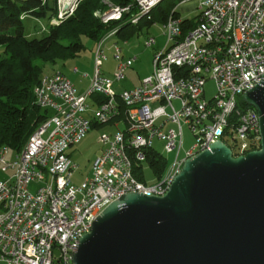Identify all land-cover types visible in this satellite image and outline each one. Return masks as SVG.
<instances>
[{
	"label": "built area",
	"instance_id": "obj_1",
	"mask_svg": "<svg viewBox=\"0 0 264 264\" xmlns=\"http://www.w3.org/2000/svg\"><path fill=\"white\" fill-rule=\"evenodd\" d=\"M162 1L108 3L95 15L108 24L129 14L128 20L137 25L150 21ZM176 6L161 25L165 43L153 53L152 72L136 87L118 94L111 88L125 78L135 59L123 56L116 43L113 76L101 72L105 43L117 28L94 48V72L86 91L77 93L60 72L43 75L34 86L35 103L52 113L11 159L7 147L0 150V173L10 172L0 177V264H73L79 238L112 201L130 192L163 196L184 160L209 150L217 140L233 143V156L259 148L257 111L238 106L237 98L264 76V0H197L196 22L185 31L173 13ZM72 9H61L58 18ZM154 43L153 36L144 41L147 47ZM207 80L215 84V94L208 99ZM117 118L116 130L98 137L102 151L93 159L90 174L74 184L77 165L68 148L93 124ZM182 124L188 125L194 142L180 156ZM154 139L175 156L170 165L166 158V169L147 182L143 165L147 151H157ZM32 182L38 184L34 192L29 190Z\"/></svg>",
	"mask_w": 264,
	"mask_h": 264
},
{
	"label": "water",
	"instance_id": "obj_2",
	"mask_svg": "<svg viewBox=\"0 0 264 264\" xmlns=\"http://www.w3.org/2000/svg\"><path fill=\"white\" fill-rule=\"evenodd\" d=\"M241 98L259 116L258 149L233 156L217 140L184 160L163 196L112 201L73 264H264V76Z\"/></svg>",
	"mask_w": 264,
	"mask_h": 264
},
{
	"label": "trees",
	"instance_id": "obj_3",
	"mask_svg": "<svg viewBox=\"0 0 264 264\" xmlns=\"http://www.w3.org/2000/svg\"><path fill=\"white\" fill-rule=\"evenodd\" d=\"M107 1L126 5L131 0ZM180 1H172L168 6L162 1L153 9L152 19L146 22L152 23L153 16L166 18ZM106 8L104 0H78L71 14L59 19L58 0H0V45L4 48V55L0 57V150L7 147L13 157L51 115L50 109L35 103L33 94L34 86L46 74L47 63L55 65L77 57L85 49L83 37L96 43L113 28H117V36L124 37V29L137 26L128 20L129 14L108 24L102 23L95 13ZM26 18L34 20L32 25L39 36L26 31ZM52 19H58L59 23H51ZM190 21L182 20L184 31L192 26ZM237 103L241 107H251L241 96ZM224 141L235 153L234 144L226 138ZM146 163L156 176H160L166 166V157L150 149ZM139 179L143 177L139 175Z\"/></svg>",
	"mask_w": 264,
	"mask_h": 264
},
{
	"label": "rangeland",
	"instance_id": "obj_4",
	"mask_svg": "<svg viewBox=\"0 0 264 264\" xmlns=\"http://www.w3.org/2000/svg\"><path fill=\"white\" fill-rule=\"evenodd\" d=\"M172 1L173 0H164L163 5H166L167 3H170ZM104 3L107 4L108 6L109 2L107 0H104ZM75 5L76 4H74L73 9L75 8ZM58 7L60 12L62 6L59 2H58ZM73 9L70 11V13H68V15L71 14ZM191 15L192 14L190 12V16ZM33 21L34 20L32 18L25 19L24 24L26 26L27 32ZM158 24L155 26H151V25L146 26L144 23H142L139 26H133V25L129 26L127 29H124L125 34L131 35V36L129 35V38L126 40V42L123 39H121L120 36H114L106 41L105 52L106 55L108 56L107 60L104 61V67L106 68H111L113 67V65H115V62L112 58L114 43L122 47L123 52L130 54V57L134 55L137 56V59L133 62L131 68H129V70L126 72V78L121 81H114L113 87L115 89L117 90L129 89L131 88L132 85L137 84L139 80V76L141 74H149L152 72L151 70H152L153 49L152 47H146L144 45V41L147 37L154 36L157 40V45L158 46L163 45L165 37L161 34L162 30L160 25ZM33 34H35L36 36L40 35L37 32V30L35 31L33 30ZM82 41L85 45V49L76 58L70 59L68 64H63V61L57 62V65H52L47 63L45 65L44 72L47 74V72H49L52 69V67H55V69L63 71L65 74H68L70 71L73 73L72 68L76 66L78 71L73 73L72 78L75 77L78 79V81L76 80L75 82L78 88L84 87L88 83L89 77L82 78L81 76L85 73H87L90 76L93 73L92 57L97 42L95 43L93 39H89L87 37H83ZM3 55H4V48L0 45V57ZM204 88H205V97L207 99L215 94V84L212 80H207L205 82ZM173 104L175 107L179 108V102L174 101ZM108 124L109 123L93 125L89 129V131L87 132L84 138H82L79 142L68 148L69 156L71 157L75 165H77V168L74 170L72 177V182L74 184H79L82 181L83 177L90 173L91 163L93 159L102 150V146L101 143H99L98 141V137L100 136L101 133H107L108 130L110 131L113 130L112 129L113 127L111 126L109 127ZM124 126L125 124L121 120L119 127L123 129ZM193 142H194V136L192 135L188 125L182 124V147L180 150V156L184 155L185 150L189 149L193 144ZM153 147L157 151L163 153V155L167 158V164L170 165L175 156V151L167 153L163 148V142L158 139H154ZM11 158H12V152L9 151L8 159ZM143 168H144L145 179L148 182L154 181L157 178L146 162L144 163ZM9 175L10 172H7L5 174L0 173V177L2 178L8 177ZM37 186H38L37 183L32 182L29 185V190L34 192Z\"/></svg>",
	"mask_w": 264,
	"mask_h": 264
},
{
	"label": "crops",
	"instance_id": "obj_5",
	"mask_svg": "<svg viewBox=\"0 0 264 264\" xmlns=\"http://www.w3.org/2000/svg\"><path fill=\"white\" fill-rule=\"evenodd\" d=\"M174 1V0H173ZM176 1V0H175ZM171 3V2H170ZM170 3H167L165 6H168V5H170ZM155 11V10H154ZM153 11V12H154ZM194 11H196V12H194ZM176 12H177V14H175L176 16H178V17H180L182 20L183 19H190L191 21H190V24L193 26V24L196 22V17H197V14H198V12H197V0H187V1H181V2H179L178 4H177V6H176ZM190 12H191V16H190ZM193 12H194V14H193ZM171 13V12H170ZM169 12L167 13V14H170ZM166 18H164L163 16H153V22L152 23H147L145 20H141L138 24H137V26H139L140 24H142V23H144L146 26H149V25H151V26H155V25H157L158 23V25H160V27H161V25H162V23H163V21L165 20ZM33 23V22H32ZM32 23H31V25H30V27H29V29H28V31H29V33H33V30L35 31V30H37V29H35V27H33V25H32ZM41 24V23H40ZM33 27V28H32ZM161 30H162V28H161ZM161 34L163 35V31L161 32ZM124 37L122 36V37H120L121 39H123L125 42H126V40L129 38V35L128 34H125L124 33ZM114 36H117V35H114ZM113 36V37H114ZM131 36V35H130ZM164 36V35H163ZM154 37V36H153ZM165 37V36H164ZM112 38V37H111ZM154 39H155V43L152 45V46H150V47H152V49H153V53L158 49V48H160L161 46H163L164 45V43H165V39H164V42H163V45H161V46H158L157 45V40H156V38L154 37ZM147 47V46H146ZM121 50H122V47H121ZM106 53V52H105ZM122 54H123V56H125V57H129L130 56V54H127V53H125V52H123V50H122ZM132 57H135V59H134V61L137 59V56H132ZM76 58V57H75ZM107 58H108V56L106 55V59L104 60V61H106L107 60ZM113 58V57H112ZM74 59V58H73ZM92 60H93V72H94V51H93V57H92ZM113 60H114V58H113ZM67 61V60H66ZM66 61H64L63 62V64H68V62L70 61V59L67 61V63H66ZM104 61L102 62V65H101V72H102V74L104 75V76H107V77H112L113 76V72H114V70H115V67H116V62H115V60H114V62H115V65H113V67H111V68H106V67H104ZM133 61V62H134ZM133 62H132V64H133ZM76 63V62H75ZM131 64V65H132ZM55 65H57V64H55ZM74 65H76V64H74ZM129 68H131V66L129 67ZM129 68H128V70H129ZM72 70H73V73L74 72H77L78 71V69H77V67L76 66H74L73 68H72ZM127 70V71H128ZM152 71V70H151ZM54 72H60V73H62L63 75H65L71 82H72V84L75 86V88H76V90H77V93H82V92H84V91H86L87 90V88H88V86H89V84H90V80H91V77H92V75H93V73L89 76L87 73H85V74H83L81 77L82 78H86V77H89L88 78V83L84 86V87H82V88H78L77 87V85H76V80L78 81V79L77 78H75V77H73L72 78V75H73V73L70 71L68 74H65L63 71H60V70H58V69H55V67H52V69L49 71V72H47V74H51V73H54ZM150 74V73H149ZM149 74H141L140 76H139V80H138V82H137V84L136 85H132L131 86V88H134V87H136L139 83H140V80L142 79V78H144L145 76H147V75H149ZM125 78H126V76H125ZM124 78V79H125ZM79 82H81V81H79ZM79 84H81V83H79ZM83 84V83H82ZM113 85H114V82L112 83V85H111V88H112V90L116 93V94H118V93H120L122 90H117V89H115L114 87H113ZM131 88H129V89H131ZM124 90V89H123ZM118 119H120V118H117L116 120H112V121H109V122H107V123H109L108 124V126L110 127H113L112 129L113 130H108V132L107 133H111V132H113V131H115L116 130V125H115V122H117V121H119ZM103 124H106V123H103ZM96 125H98V124H96ZM120 125V124H119ZM102 151V150H101ZM90 174V173H89ZM89 174H87V175H89ZM147 181V180H146ZM148 182V181H147ZM152 182V181H151Z\"/></svg>",
	"mask_w": 264,
	"mask_h": 264
},
{
	"label": "bare ground",
	"instance_id": "obj_6",
	"mask_svg": "<svg viewBox=\"0 0 264 264\" xmlns=\"http://www.w3.org/2000/svg\"><path fill=\"white\" fill-rule=\"evenodd\" d=\"M74 1L75 0H60V4H61L62 7H65V6H68V5L70 7Z\"/></svg>",
	"mask_w": 264,
	"mask_h": 264
}]
</instances>
